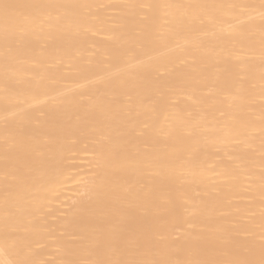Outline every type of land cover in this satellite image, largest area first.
I'll return each instance as SVG.
<instances>
[{
  "label": "bare ground",
  "instance_id": "6f19581e",
  "mask_svg": "<svg viewBox=\"0 0 264 264\" xmlns=\"http://www.w3.org/2000/svg\"><path fill=\"white\" fill-rule=\"evenodd\" d=\"M0 264H264V0H0Z\"/></svg>",
  "mask_w": 264,
  "mask_h": 264
},
{
  "label": "rangeland",
  "instance_id": "374dc122",
  "mask_svg": "<svg viewBox=\"0 0 264 264\" xmlns=\"http://www.w3.org/2000/svg\"><path fill=\"white\" fill-rule=\"evenodd\" d=\"M132 219H134L133 217H131ZM140 220V221H139ZM139 220H137L138 222H137V227H138V223L139 222H142V220L139 218ZM136 221V220H135ZM140 225H141V223H139ZM143 226V225H142ZM141 227V226H140ZM143 228V227H142ZM137 230H141L140 228H138ZM134 233H136V232H134Z\"/></svg>",
  "mask_w": 264,
  "mask_h": 264
}]
</instances>
